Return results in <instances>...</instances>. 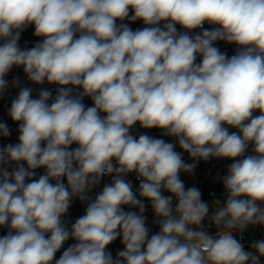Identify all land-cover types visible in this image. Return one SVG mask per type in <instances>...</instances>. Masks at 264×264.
Masks as SVG:
<instances>
[{
  "label": "clouds",
  "instance_id": "clouds-1",
  "mask_svg": "<svg viewBox=\"0 0 264 264\" xmlns=\"http://www.w3.org/2000/svg\"><path fill=\"white\" fill-rule=\"evenodd\" d=\"M29 26L42 39L22 48ZM0 39V93L14 66L57 86L37 98L20 87L8 110L19 136L0 148V264H53L69 239L54 264H260L264 239L246 251L233 233L264 225V0H0ZM137 124L175 142L137 138ZM209 159L233 161L220 178L226 199L211 206L180 179ZM75 199L87 206L69 227Z\"/></svg>",
  "mask_w": 264,
  "mask_h": 264
},
{
  "label": "built area",
  "instance_id": "built-area-1",
  "mask_svg": "<svg viewBox=\"0 0 264 264\" xmlns=\"http://www.w3.org/2000/svg\"><path fill=\"white\" fill-rule=\"evenodd\" d=\"M132 11L130 10L129 15H132ZM125 23H129L127 20L124 21ZM119 23V21H118ZM129 27L132 30H136L139 28L145 27L142 21H136L129 23ZM205 28L211 29L213 26L209 24L204 25ZM178 31H183V29L180 28L179 25H177ZM200 29H195L193 32H199ZM34 27L29 26L26 28L20 36L19 44L22 48L28 47L31 48L35 43L40 41L41 37L34 36ZM3 39H0V44H3ZM216 46L222 51L226 52L229 56L233 55L236 46L232 44H227L224 41H218L216 43ZM199 62V58L198 61ZM5 79L8 81V85L6 89L0 93V122H4L8 125L10 129V135L8 137L0 136V148L8 145V144H15L18 142V122L12 121V119L8 115V110L11 106V102L13 99L16 98V96L19 93L20 87H28L32 89V98H37L39 91L44 88L48 89L52 92L53 97L56 94V85L48 84L45 82L44 84L37 85L35 83H32L28 80L26 74L23 71V67H13L10 72L5 76ZM19 80V86L13 85L14 80ZM83 103L90 107L93 106V102L90 98L85 97L83 100ZM260 113L257 112L256 115H259ZM104 115V114H102ZM132 134L135 135L137 138L142 133H147L150 136H154L157 138H162L166 142H175L172 137L163 136L162 132L158 129H150L146 130L139 126V124L135 125L132 128ZM230 132L236 131L234 128H229ZM71 147L75 148L77 145H72ZM176 151L182 152V150L179 148V145H176ZM183 159L185 163H194L195 161L193 158H191L188 153L183 152ZM233 161L228 159H209L208 161H199L196 168L194 169L193 173H180V179L184 182L185 188L190 187H196L198 188L202 193V200L206 203H208L210 206L214 200H221L223 201L226 199V193L223 186V183L221 181V177L227 174L228 166ZM26 166V165H25ZM11 170V167L9 168ZM44 169L39 168L36 170L37 178L39 175L44 174ZM111 177L105 176L101 179V184L95 188L92 189L91 192H89L87 195L92 197L93 199L95 196L101 191L104 184L111 183ZM126 180L131 181L133 185V190L135 191L140 181L136 178L135 173H130L125 177ZM64 183H67L66 178L64 179ZM164 195H170V193L163 192ZM139 198V197H138ZM144 204L146 206V211L144 215L146 216V224L149 228V236L159 231L158 225L154 223V213L151 208L150 202L145 199ZM175 203V199L173 201ZM86 203H82L79 199H75L72 202V205L68 211L67 216L65 217L66 220L69 221V227L71 226V223H74L75 220L82 216L85 213ZM261 207H264V204H261ZM125 211H138V209H129L127 206H125ZM210 214H211V208H210ZM8 229L4 227H0V236H3L7 234ZM208 231L210 234H214L216 232L215 227H209ZM234 237L243 244L244 249L246 251H252L250 245L253 241H258L264 239V225H254L249 226L243 233L240 232H234ZM242 237V239H241ZM75 243L74 240L69 239L62 248L56 253L54 257L53 264L55 260H58L59 257L62 255L63 251L66 250L68 246ZM123 244L121 243V239L117 238L114 242H112L109 246H107L106 251L110 252L113 256V258H116V254L118 251L123 250ZM260 264H264V257H261Z\"/></svg>",
  "mask_w": 264,
  "mask_h": 264
}]
</instances>
